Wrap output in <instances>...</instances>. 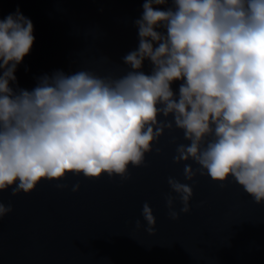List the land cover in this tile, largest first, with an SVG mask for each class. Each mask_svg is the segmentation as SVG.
<instances>
[{
  "label": "clouds",
  "instance_id": "9594fccd",
  "mask_svg": "<svg viewBox=\"0 0 264 264\" xmlns=\"http://www.w3.org/2000/svg\"><path fill=\"white\" fill-rule=\"evenodd\" d=\"M142 8L138 46L122 58L127 70H57L31 90L18 86L16 71L35 42L33 22L19 9L0 19V192L31 193L69 174L129 179L130 166L160 151L165 130L179 129L188 143L177 144L173 161L185 162L186 180L233 178L264 204V0H144ZM167 182L176 220L191 211L194 192ZM12 211L0 201V220ZM141 215L155 235L148 202Z\"/></svg>",
  "mask_w": 264,
  "mask_h": 264
},
{
  "label": "water",
  "instance_id": "95a60500",
  "mask_svg": "<svg viewBox=\"0 0 264 264\" xmlns=\"http://www.w3.org/2000/svg\"><path fill=\"white\" fill-rule=\"evenodd\" d=\"M143 2L0 0V19L19 9L34 25L35 42L16 71L18 86L31 90L38 77L57 70H127L122 58L138 46L134 21ZM142 70L150 74L148 61ZM179 143H188L183 132L166 129L154 144L160 151L146 154L144 166H130L126 180L69 174L63 181L41 182L31 193L0 192V201L13 208L0 220V264H264V204L233 178L223 185L199 174L186 180L185 162L173 161ZM168 177L194 192L191 211L176 220L166 203L169 194L177 195ZM76 183L78 192L71 188ZM145 202L156 217L155 235L141 215ZM182 207L177 199L176 211Z\"/></svg>",
  "mask_w": 264,
  "mask_h": 264
}]
</instances>
